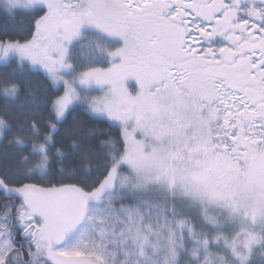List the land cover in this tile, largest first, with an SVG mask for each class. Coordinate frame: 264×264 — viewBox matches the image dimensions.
Wrapping results in <instances>:
<instances>
[{
  "label": "snow or ice",
  "instance_id": "1",
  "mask_svg": "<svg viewBox=\"0 0 264 264\" xmlns=\"http://www.w3.org/2000/svg\"><path fill=\"white\" fill-rule=\"evenodd\" d=\"M0 264H264V0H0Z\"/></svg>",
  "mask_w": 264,
  "mask_h": 264
}]
</instances>
